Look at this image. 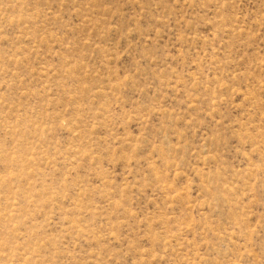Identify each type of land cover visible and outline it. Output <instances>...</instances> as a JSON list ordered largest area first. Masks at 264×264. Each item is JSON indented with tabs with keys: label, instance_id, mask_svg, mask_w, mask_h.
Wrapping results in <instances>:
<instances>
[{
	"label": "rangeland",
	"instance_id": "374dc122",
	"mask_svg": "<svg viewBox=\"0 0 264 264\" xmlns=\"http://www.w3.org/2000/svg\"><path fill=\"white\" fill-rule=\"evenodd\" d=\"M0 264H264V0H0Z\"/></svg>",
	"mask_w": 264,
	"mask_h": 264
}]
</instances>
